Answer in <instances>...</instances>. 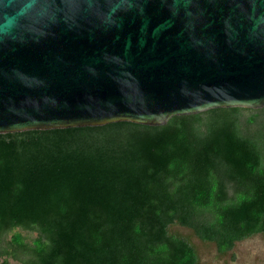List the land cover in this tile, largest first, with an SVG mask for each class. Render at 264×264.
I'll return each instance as SVG.
<instances>
[{
  "label": "trees",
  "instance_id": "obj_1",
  "mask_svg": "<svg viewBox=\"0 0 264 264\" xmlns=\"http://www.w3.org/2000/svg\"><path fill=\"white\" fill-rule=\"evenodd\" d=\"M264 234V106L0 133V264H202Z\"/></svg>",
  "mask_w": 264,
  "mask_h": 264
},
{
  "label": "water",
  "instance_id": "obj_2",
  "mask_svg": "<svg viewBox=\"0 0 264 264\" xmlns=\"http://www.w3.org/2000/svg\"><path fill=\"white\" fill-rule=\"evenodd\" d=\"M264 106V0H0V133Z\"/></svg>",
  "mask_w": 264,
  "mask_h": 264
},
{
  "label": "rangeland",
  "instance_id": "obj_3",
  "mask_svg": "<svg viewBox=\"0 0 264 264\" xmlns=\"http://www.w3.org/2000/svg\"><path fill=\"white\" fill-rule=\"evenodd\" d=\"M171 231L187 236L194 243L202 264H264L263 233L238 241L230 251L220 253L215 243L201 240L188 227L172 225ZM10 264L17 262L11 259Z\"/></svg>",
  "mask_w": 264,
  "mask_h": 264
}]
</instances>
